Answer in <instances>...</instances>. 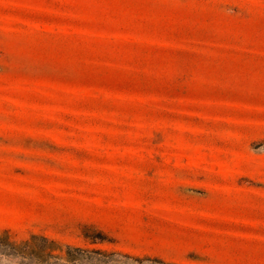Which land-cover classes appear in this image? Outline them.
Wrapping results in <instances>:
<instances>
[{
  "label": "rangeland",
  "instance_id": "obj_1",
  "mask_svg": "<svg viewBox=\"0 0 264 264\" xmlns=\"http://www.w3.org/2000/svg\"><path fill=\"white\" fill-rule=\"evenodd\" d=\"M68 247L264 264V0H0V264Z\"/></svg>",
  "mask_w": 264,
  "mask_h": 264
},
{
  "label": "trees",
  "instance_id": "obj_2",
  "mask_svg": "<svg viewBox=\"0 0 264 264\" xmlns=\"http://www.w3.org/2000/svg\"><path fill=\"white\" fill-rule=\"evenodd\" d=\"M44 242L47 243V246L45 247V251L49 256L52 255V252L58 249V244L53 240H48L47 238H42ZM7 245H10L8 243ZM68 250L65 252L64 256L62 257L65 263L69 264H76V263H93L94 264V258L89 255L88 251L82 250L80 248H72L68 247ZM135 260L138 263H142L143 259L135 258ZM145 260V259H144Z\"/></svg>",
  "mask_w": 264,
  "mask_h": 264
}]
</instances>
